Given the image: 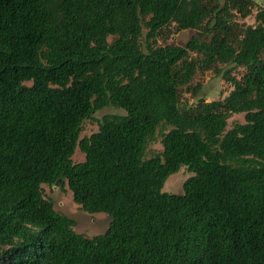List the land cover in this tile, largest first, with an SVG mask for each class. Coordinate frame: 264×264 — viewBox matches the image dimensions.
<instances>
[{"label":"trees","instance_id":"trees-1","mask_svg":"<svg viewBox=\"0 0 264 264\" xmlns=\"http://www.w3.org/2000/svg\"><path fill=\"white\" fill-rule=\"evenodd\" d=\"M254 5L0 0V264H264V3L242 22ZM171 26L197 35L159 45ZM209 70L232 86L222 100L194 95ZM232 114L244 123L227 129ZM181 167L182 194L163 192ZM42 185H66L106 231L76 233Z\"/></svg>","mask_w":264,"mask_h":264},{"label":"rangeland","instance_id":"rangeland-1","mask_svg":"<svg viewBox=\"0 0 264 264\" xmlns=\"http://www.w3.org/2000/svg\"><path fill=\"white\" fill-rule=\"evenodd\" d=\"M254 2L255 5L253 6L251 13L242 20V22L247 25L254 24V16L258 6L262 5L264 0H254ZM196 35L197 32L195 30L189 29L176 31L175 27L171 26L170 28L163 30L157 41L159 45L173 44L183 46L191 37ZM223 69H230V66H224ZM241 71L242 69L234 70L232 74L236 77H240ZM191 85L196 89L194 95L197 94L199 98H203L207 102L224 99L232 89V86L226 83L221 76H217L210 70L198 72ZM196 99L197 97H193L191 92H184L183 101L193 102ZM117 111V109L107 107L95 112L91 118L83 121L79 137H89L97 132L102 117L107 114L116 113ZM234 123H244V115L232 114L227 120V129H230ZM160 131L161 128L157 131L155 138L148 144L146 158L163 151L161 136L159 134ZM83 160L84 154L77 147L72 156V161L74 163H79ZM191 176L192 173H190L185 167H181L177 173L172 174L167 178L162 191L168 194H182L183 183ZM42 188L44 197L53 203L54 209L58 213L66 215L74 221L73 229L76 233L91 238L104 233L108 228L110 221L108 216L104 213L89 214L83 211L82 208L73 201L71 192L66 185L62 187L58 185L52 187L42 185Z\"/></svg>","mask_w":264,"mask_h":264}]
</instances>
